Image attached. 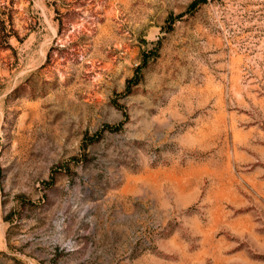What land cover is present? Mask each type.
Wrapping results in <instances>:
<instances>
[{"label": "rangeland", "instance_id": "1", "mask_svg": "<svg viewBox=\"0 0 264 264\" xmlns=\"http://www.w3.org/2000/svg\"><path fill=\"white\" fill-rule=\"evenodd\" d=\"M0 264H264V0H0Z\"/></svg>", "mask_w": 264, "mask_h": 264}]
</instances>
